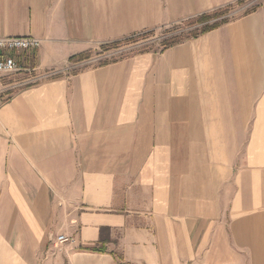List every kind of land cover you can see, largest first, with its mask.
<instances>
[{"label":"crops","instance_id":"crops-1","mask_svg":"<svg viewBox=\"0 0 264 264\" xmlns=\"http://www.w3.org/2000/svg\"><path fill=\"white\" fill-rule=\"evenodd\" d=\"M238 1L0 0V36L41 38L28 65L61 71L0 101V264H264V2L71 60Z\"/></svg>","mask_w":264,"mask_h":264},{"label":"rangeland","instance_id":"rangeland-1","mask_svg":"<svg viewBox=\"0 0 264 264\" xmlns=\"http://www.w3.org/2000/svg\"><path fill=\"white\" fill-rule=\"evenodd\" d=\"M262 2H264V0H239L238 2L233 3L222 11L229 12L228 17L233 18L246 12L248 13L256 6H259ZM193 21V19H187L185 21L152 29L153 32L146 37H140L139 40L135 42L122 40L117 42L114 47L112 46V48L110 49H105L107 46L106 44L101 45L90 53H87L89 55L88 58L90 56H97L98 60L96 63L99 64L116 57L132 55L149 49L160 51L164 48V40H167L172 36H186L192 30L200 29L202 24H197ZM60 72L61 71L54 70L49 72L50 74H39L36 72H18L13 74L0 73V101L6 102L15 93L13 91L31 85L28 84L31 77L45 75V77H42L36 82L40 83L44 80L59 75ZM46 74L48 75L46 76ZM56 235H59V233ZM57 252V250L53 249V254H56Z\"/></svg>","mask_w":264,"mask_h":264},{"label":"built area","instance_id":"built-area-1","mask_svg":"<svg viewBox=\"0 0 264 264\" xmlns=\"http://www.w3.org/2000/svg\"><path fill=\"white\" fill-rule=\"evenodd\" d=\"M42 44L41 38L31 35L0 36V73L34 72V68L28 65L26 55L38 50ZM42 77L45 75L31 77L28 84L36 83ZM50 241L55 250L61 251L64 245L71 242V238L66 234H59L52 235Z\"/></svg>","mask_w":264,"mask_h":264},{"label":"trees","instance_id":"trees-1","mask_svg":"<svg viewBox=\"0 0 264 264\" xmlns=\"http://www.w3.org/2000/svg\"><path fill=\"white\" fill-rule=\"evenodd\" d=\"M224 11H217V12H214L213 14H203V15H200L198 16L197 18L193 19L194 21L193 22H196L197 24H202V26L200 27V29H197V30H192L188 35L186 36H172L170 38H168L167 40H164L163 42V45H164V48H168L170 46H173L185 39H188V38H192V37H197L201 34H204L210 30H213V29H216L218 28L221 24H223L224 22H226V19L223 18L221 20H218V21H215L213 23H209V21L213 18H217L221 15H223ZM153 32V30H148V31H144L142 33H139L137 35H134L132 37H129L127 39H125L126 41H132V42H135L137 40H139L140 37H146L148 35H150L151 33ZM117 42H114V43H110V44H106V48L105 49H110L112 48V46L114 47V45L116 44ZM88 54L87 53H82V54H78V55H75V56H72L71 57V60H74V61H77V60H83V59H86L88 58ZM88 249L92 250V251H97V252H104L106 249L102 246H91V247H88Z\"/></svg>","mask_w":264,"mask_h":264}]
</instances>
